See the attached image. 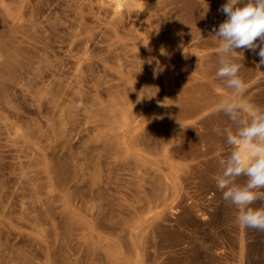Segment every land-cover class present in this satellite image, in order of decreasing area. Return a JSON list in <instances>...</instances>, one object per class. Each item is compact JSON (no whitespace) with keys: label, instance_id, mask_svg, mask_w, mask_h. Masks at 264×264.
I'll return each instance as SVG.
<instances>
[{"label":"rangeland","instance_id":"rangeland-1","mask_svg":"<svg viewBox=\"0 0 264 264\" xmlns=\"http://www.w3.org/2000/svg\"><path fill=\"white\" fill-rule=\"evenodd\" d=\"M226 2L147 0L166 85L141 80L160 49L129 7L0 0V264H264V232L239 226L214 179L238 126L210 37ZM236 51L242 98L264 109V66Z\"/></svg>","mask_w":264,"mask_h":264},{"label":"clouds","instance_id":"clouds-1","mask_svg":"<svg viewBox=\"0 0 264 264\" xmlns=\"http://www.w3.org/2000/svg\"><path fill=\"white\" fill-rule=\"evenodd\" d=\"M219 11L226 19L218 27L214 26L210 33L211 38L220 41L216 75L233 90L232 94L222 98L220 104L223 113L238 126L235 131L230 127L224 129L231 152L224 171L214 179L222 199L239 210L236 218L239 226L264 232V204L255 209L251 207L256 201L264 202V191H259L264 189V109L244 102L241 94L246 84L239 75L241 65L235 59L243 56V52L238 53L237 49L251 50L259 56L256 67L264 66V0H227ZM183 50L185 52V48ZM160 52L165 54L163 46ZM154 71H159V67ZM152 88L145 86L138 94L139 99L146 89ZM241 176L247 177L243 185L236 183Z\"/></svg>","mask_w":264,"mask_h":264},{"label":"bare ground","instance_id":"bare-ground-1","mask_svg":"<svg viewBox=\"0 0 264 264\" xmlns=\"http://www.w3.org/2000/svg\"><path fill=\"white\" fill-rule=\"evenodd\" d=\"M105 4H107L111 10L114 18H119L122 12V9L127 6L131 12L132 18L137 21L135 24L133 31L138 35L142 43H146L149 46V49H161L162 46H159L160 43L155 39L154 31L152 29L151 23L148 21L147 17V0H104ZM156 45V47H155ZM166 48L173 50L178 45V42H166ZM86 50V49H85ZM151 59L155 62L153 66H149L147 73L141 75V80L150 82L157 78L156 71L159 67V74L163 77L165 84L168 85L173 80V73L171 68L168 66V62H165V59L161 52L156 53L155 51H150L148 54ZM140 93L141 91H135L134 95ZM150 92L147 91V94ZM131 116L127 115L124 118L125 124L131 123ZM128 264H148L144 258L138 253L137 261L129 262Z\"/></svg>","mask_w":264,"mask_h":264}]
</instances>
